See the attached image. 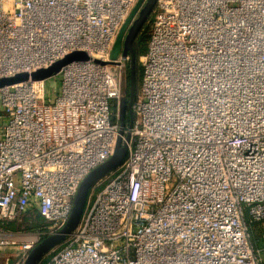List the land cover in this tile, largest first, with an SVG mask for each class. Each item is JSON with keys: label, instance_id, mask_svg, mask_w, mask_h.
Masks as SVG:
<instances>
[{"label": "built area", "instance_id": "2783aa9c", "mask_svg": "<svg viewBox=\"0 0 264 264\" xmlns=\"http://www.w3.org/2000/svg\"><path fill=\"white\" fill-rule=\"evenodd\" d=\"M138 2L0 0V79L89 55L0 87V252L21 247L24 264L60 232L121 139L123 162L37 264H264V0H156L122 123L131 56L111 54ZM33 211L48 225L19 230Z\"/></svg>", "mask_w": 264, "mask_h": 264}, {"label": "water", "instance_id": "95a60500", "mask_svg": "<svg viewBox=\"0 0 264 264\" xmlns=\"http://www.w3.org/2000/svg\"><path fill=\"white\" fill-rule=\"evenodd\" d=\"M156 4V0H139L138 4L130 14L129 18L125 22L123 28L121 29L117 42L115 44V51L122 48L124 55L131 54L132 58L130 63H125V67L122 74V82H121V122H125V112L126 106L128 108H132L135 93H136V57L134 52V41L135 38L141 28V26L145 23L148 16L153 11ZM89 55L86 51H75L64 58L56 61L52 65L44 68H40L31 74L28 72H22L16 74L11 77H5L0 79V87L4 85H9L13 83H18L21 81L32 79H44L50 77L60 71V69L74 60H84L88 59ZM128 69L130 71V84H128ZM130 89V100L127 101V92ZM132 112V111H131ZM127 154V147L122 144L121 139L117 140L115 152L113 156L95 168L88 176L82 181L77 195L75 197L73 210L69 221L64 226L60 232L47 236L44 238L37 246L33 248L27 257L24 264H37L41 258L46 255L51 249L61 244L66 237L71 234L79 225L81 218L83 216L88 196L91 189L94 185L103 178L109 171L118 167L123 160L125 159Z\"/></svg>", "mask_w": 264, "mask_h": 264}, {"label": "rangeland", "instance_id": "374dc122", "mask_svg": "<svg viewBox=\"0 0 264 264\" xmlns=\"http://www.w3.org/2000/svg\"><path fill=\"white\" fill-rule=\"evenodd\" d=\"M152 16L151 18L149 19V21L147 20L146 21V27H145V32L147 34H150V23L152 21V18L154 17V12L152 11ZM148 38V37H147ZM149 41V40H148ZM147 44L148 46V42L146 43H143V45L145 46ZM146 48V46H145ZM120 52H122V48H120L119 50L115 51V47L112 51V54H111V57L113 59L117 58V56L120 54ZM136 65H137V68H140L141 70V73H142V63H141V60H140V57L139 59L137 58L136 59ZM60 81H61V74L58 75V76H54L52 77L51 79L47 80V93L50 94V95H53L54 92L56 91H59V87H60ZM141 82V81H140ZM140 86V83L136 82V90L137 88ZM130 100V89L128 90L127 92V101ZM128 108V105L126 106V111H127ZM125 117H126V112H125ZM126 120V119H125ZM98 186V185H97ZM99 187H97L96 189H98ZM48 225V222L42 218L41 216H39V214L35 211L27 214L26 216H24V218L22 219V221L18 222L17 224V228L19 230H25L27 232H32V233H35L36 231L39 230V228L43 227V226H47ZM264 226H259V225H254L251 227V234H252V240L255 244H258V242H262V229ZM262 228V229H261ZM55 248V247H54ZM12 250H15L14 252H17V253H20L22 252V248L21 247H14ZM54 253V251H50L46 257H44V259L46 260L47 257L51 256L52 254ZM17 255H13L11 258H14V259H17L16 257ZM7 263V258H3V257H0V264H6Z\"/></svg>", "mask_w": 264, "mask_h": 264}, {"label": "trees", "instance_id": "16d2710c", "mask_svg": "<svg viewBox=\"0 0 264 264\" xmlns=\"http://www.w3.org/2000/svg\"><path fill=\"white\" fill-rule=\"evenodd\" d=\"M152 16V13L148 16V18L146 19V21L151 18ZM153 19V18H152ZM145 21V23H146ZM143 24L135 38V41H134V52H135V57L136 59L143 55L146 50H147V44L145 46L143 45V43H147L148 40H149V37H150V34H147L144 30H145V27H146V24ZM151 24V23H150ZM148 37V38H147ZM135 80L136 82L140 83V81L142 80V73H141V70L140 68H137V65H136V74H135ZM128 84H130V71L128 69ZM131 118V110L130 108L127 109L126 111V121H129Z\"/></svg>", "mask_w": 264, "mask_h": 264}, {"label": "crops", "instance_id": "0c3cea01", "mask_svg": "<svg viewBox=\"0 0 264 264\" xmlns=\"http://www.w3.org/2000/svg\"><path fill=\"white\" fill-rule=\"evenodd\" d=\"M261 226V225H259ZM13 248L12 247H8V248H5L3 249L1 252H0V257H3V258H7V263L6 264H14V262L16 261V259L14 258H11L13 255H19V253L17 252H14L15 250H12ZM16 256V257H17ZM18 258V257H17Z\"/></svg>", "mask_w": 264, "mask_h": 264}, {"label": "flooded vegetation", "instance_id": "af4514ba", "mask_svg": "<svg viewBox=\"0 0 264 264\" xmlns=\"http://www.w3.org/2000/svg\"><path fill=\"white\" fill-rule=\"evenodd\" d=\"M131 57H130V61H131V58H132V55L131 54H129ZM130 63V62H129Z\"/></svg>", "mask_w": 264, "mask_h": 264}]
</instances>
